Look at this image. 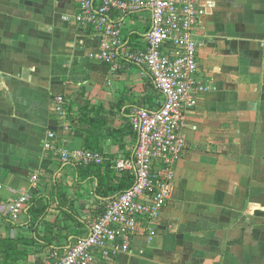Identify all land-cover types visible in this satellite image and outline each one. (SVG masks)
I'll list each match as a JSON object with an SVG mask.
<instances>
[{
  "label": "crops",
  "instance_id": "crops-1",
  "mask_svg": "<svg viewBox=\"0 0 264 264\" xmlns=\"http://www.w3.org/2000/svg\"><path fill=\"white\" fill-rule=\"evenodd\" d=\"M79 1L0 0V238L37 240L18 264H47L52 250L63 252L86 234L116 195L97 193L98 178L86 176L89 164L44 149L50 131L62 148L84 147L55 112V97H72L75 107L91 100L110 109L128 93L135 102L116 107L113 126L125 116L130 122L135 107L157 109L162 100L143 65L120 58L112 69L97 57L94 29L64 19L73 18ZM200 7L199 62L210 89L186 115L188 150L175 166V189L158 234L135 237L131 253L95 264H264V0H200ZM137 13L121 16L132 41L147 31L128 29ZM104 155L111 164L125 156L109 140ZM24 193L50 204L46 220L73 211L84 233L46 245L43 224L37 231L30 225L33 197L18 218L3 212Z\"/></svg>",
  "mask_w": 264,
  "mask_h": 264
},
{
  "label": "built area",
  "instance_id": "built-area-1",
  "mask_svg": "<svg viewBox=\"0 0 264 264\" xmlns=\"http://www.w3.org/2000/svg\"><path fill=\"white\" fill-rule=\"evenodd\" d=\"M134 12L150 14V20L144 17L150 23L139 41L126 38L123 31L125 21L121 16ZM202 13L200 0H80L73 18L64 17L94 29L100 36L97 57L112 69L119 67L120 58L143 65L162 100L157 109H133L130 123L136 132L135 145L129 156L113 160L116 171L132 174L133 185L107 201L104 211L90 221L86 234L63 252L52 250L47 264L111 260L120 253H131L135 237L153 240L158 234L162 210L175 189V166L188 150L186 115L197 105L199 96L210 89L199 62L197 35ZM54 103L55 112L69 128L68 100L58 94ZM44 149L77 165L102 164L106 159L96 150L60 147L54 131L48 132ZM38 178L34 174L32 182ZM31 198V193L21 194L3 212L16 219Z\"/></svg>",
  "mask_w": 264,
  "mask_h": 264
},
{
  "label": "trees",
  "instance_id": "trees-1",
  "mask_svg": "<svg viewBox=\"0 0 264 264\" xmlns=\"http://www.w3.org/2000/svg\"><path fill=\"white\" fill-rule=\"evenodd\" d=\"M129 102L134 103L135 99L125 93L117 104H112L110 109L91 100H86L85 104L75 107L74 100L70 97L66 107L71 133L82 140L84 148L99 151L104 155L105 142L109 140L120 147L122 154L129 156L136 140V132L131 123L126 116L120 126H113L110 123V117L116 115V107L121 111ZM90 174L98 178L97 193L101 196L125 191L134 182V177L130 172L116 171L109 160H105L102 164L86 166V176ZM32 197V204L28 209L31 217L30 225L37 231L38 227L43 224L46 234L42 238L45 239L46 245L54 242L62 244L71 235L80 236L84 233L85 223L78 220L73 211H60L54 222L46 220V216L50 213L48 211L50 204L44 202L43 196L33 194ZM60 208L62 209V206ZM36 241L35 238L24 235L0 238V264H18L19 260L26 259ZM59 248L63 249L64 246H59Z\"/></svg>",
  "mask_w": 264,
  "mask_h": 264
},
{
  "label": "rangeland",
  "instance_id": "rangeland-1",
  "mask_svg": "<svg viewBox=\"0 0 264 264\" xmlns=\"http://www.w3.org/2000/svg\"><path fill=\"white\" fill-rule=\"evenodd\" d=\"M149 14L146 12H140L137 13L135 16H131L128 18V29L133 30V29H138L140 31H146L149 26V22L144 21V16H148ZM133 41H135V36L132 37ZM75 189H77V186H74ZM90 188V187H89ZM75 208V207H74ZM77 210V208H75ZM40 248V247H38ZM39 250V249H38Z\"/></svg>",
  "mask_w": 264,
  "mask_h": 264
}]
</instances>
